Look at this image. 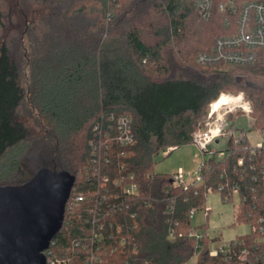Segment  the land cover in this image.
Listing matches in <instances>:
<instances>
[{
  "label": "trees",
  "instance_id": "16d2710c",
  "mask_svg": "<svg viewBox=\"0 0 264 264\" xmlns=\"http://www.w3.org/2000/svg\"><path fill=\"white\" fill-rule=\"evenodd\" d=\"M37 1L57 8L59 24L30 62V97L46 132L35 138L20 122L21 68L0 42V187L24 185L42 168L75 176L70 199L85 200L66 208L46 264H264V154L253 157L248 141L229 139L230 155L207 158L203 183L188 190L154 171L155 156L193 145L222 94L243 93L253 129L264 133V64L201 67L199 55L212 52L223 27L202 18L197 0ZM2 20L0 12V41ZM123 119L128 144L120 140ZM132 184L138 191L128 195ZM210 191L226 203L237 198L236 224L257 228L236 239L246 261L212 257L218 238L189 237L209 229L193 227L191 212L206 210Z\"/></svg>",
  "mask_w": 264,
  "mask_h": 264
},
{
  "label": "built area",
  "instance_id": "2783aa9c",
  "mask_svg": "<svg viewBox=\"0 0 264 264\" xmlns=\"http://www.w3.org/2000/svg\"><path fill=\"white\" fill-rule=\"evenodd\" d=\"M196 7L205 21L220 19L223 27V33L219 35L214 43V48L210 53L199 55L198 64L203 68L213 67H237L253 65L256 63L264 64V0H197ZM224 96L222 94L219 99ZM240 98V103L235 105H224L221 109L215 110L213 102L210 105L204 124L193 135V144L203 153L199 171L186 172L183 169L170 174L176 186L188 190L192 186H198L203 183L202 169L207 158L216 157L218 160L229 156L230 152L225 149L221 151H211L210 145L217 143L221 138L225 139L226 144L229 139H233L236 144L250 143L249 151L253 157L258 153L264 154V141L252 144L248 139L246 130H240L236 121L230 120L231 115H244L249 120V129H253L255 120L252 117V104L246 99L243 93L239 95H230ZM218 99V100H219ZM231 127L227 129L228 123ZM120 140L123 144H128L133 140V134L129 122L125 119L120 121L119 126ZM174 148H169L164 153L170 154ZM244 159L238 160V165L243 166ZM264 176V165L262 166ZM108 179H104V183ZM138 191L136 185L132 184L125 188V193L135 195ZM239 189L234 188V193L238 194ZM212 194V191L209 192ZM85 200L84 196H77L69 200L67 207L71 208L77 203ZM195 212H191V219H194ZM250 226V225H249ZM250 233H255L257 228L250 226ZM182 236V235H180ZM204 236L201 230H192L190 238L201 240ZM96 240L99 236L96 234ZM170 239H175L174 233H171ZM210 249V255L217 257L220 254H233V258L239 261H246L249 251L243 246L242 241L235 240L230 243L229 248L224 244H214ZM50 252H44L46 258ZM93 261V260H91ZM97 264H102L98 259ZM56 261L52 260L51 264Z\"/></svg>",
  "mask_w": 264,
  "mask_h": 264
},
{
  "label": "rangeland",
  "instance_id": "374dc122",
  "mask_svg": "<svg viewBox=\"0 0 264 264\" xmlns=\"http://www.w3.org/2000/svg\"><path fill=\"white\" fill-rule=\"evenodd\" d=\"M0 12L3 14V34L1 46L6 45L17 59L21 68V86L25 91V100L19 110V120L24 128L33 136L39 138L45 134V121L38 109L32 103L30 93L33 88L31 58L45 53L47 44L43 41L44 35L55 33L57 24V8L51 3L37 0H0ZM241 94V93H239ZM227 94V95H239ZM237 127L246 130L252 144L264 141V133L258 129H249V120L240 114L237 117ZM228 123V122H227ZM231 127L228 123L227 129ZM226 141L221 138L217 143L210 145L211 151L225 149ZM23 146V144H22ZM203 153L193 144L184 146L170 155L161 152L155 156L154 171L156 174H172L179 169L186 172L199 171ZM23 163V156L20 158ZM6 157L2 166L6 165ZM239 205L236 198L233 203H226L219 193L210 194L207 199L206 210L197 211L192 220L193 227L208 224V231L204 234L212 239L218 238V243L229 248L237 237L250 234L249 225L236 224L235 213ZM209 215V217H207ZM215 243L210 245L212 249ZM197 256L192 262H196Z\"/></svg>",
  "mask_w": 264,
  "mask_h": 264
},
{
  "label": "water",
  "instance_id": "95a60500",
  "mask_svg": "<svg viewBox=\"0 0 264 264\" xmlns=\"http://www.w3.org/2000/svg\"><path fill=\"white\" fill-rule=\"evenodd\" d=\"M75 182L67 171L42 168L24 185L0 187V264H46Z\"/></svg>",
  "mask_w": 264,
  "mask_h": 264
},
{
  "label": "bare ground",
  "instance_id": "6f19581e",
  "mask_svg": "<svg viewBox=\"0 0 264 264\" xmlns=\"http://www.w3.org/2000/svg\"><path fill=\"white\" fill-rule=\"evenodd\" d=\"M240 98H236L227 94H224V96L217 100L214 104H213V108L215 110H219L221 109L224 105H235L240 103Z\"/></svg>",
  "mask_w": 264,
  "mask_h": 264
},
{
  "label": "crops",
  "instance_id": "0c3cea01",
  "mask_svg": "<svg viewBox=\"0 0 264 264\" xmlns=\"http://www.w3.org/2000/svg\"><path fill=\"white\" fill-rule=\"evenodd\" d=\"M209 235V234H208Z\"/></svg>",
  "mask_w": 264,
  "mask_h": 264
}]
</instances>
